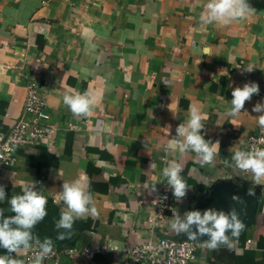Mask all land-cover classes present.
Masks as SVG:
<instances>
[{
	"label": "crops",
	"instance_id": "0c3cea01",
	"mask_svg": "<svg viewBox=\"0 0 264 264\" xmlns=\"http://www.w3.org/2000/svg\"><path fill=\"white\" fill-rule=\"evenodd\" d=\"M206 2L0 0V139L20 117L29 118L22 110L31 83L53 129L45 142L18 146L16 162L0 170L7 195L0 209L14 215L9 199L26 184L47 197V216L32 231L41 241L52 239L57 256L43 264H150L126 250L177 235L172 213L152 231L146 222L160 173L173 159L189 185L182 202L171 193L181 216L209 196L214 205L226 193L251 192L258 200L254 223L233 238L235 248L199 247L194 264H264V185L231 165L233 152L245 151L258 126L253 106L264 100V0H248L255 11L229 26L200 24ZM85 28L94 51L87 49ZM249 66L254 70L244 71ZM246 82L258 83L259 95L233 118L227 115L231 92ZM85 91L97 95V107L88 118L74 117L63 94ZM189 106L204 116L205 139L220 145L205 167L195 153L164 151L188 120ZM76 179L90 185L99 218L77 219L71 235L59 240L64 204L58 194L64 181ZM102 246L107 250L89 260L67 252ZM26 252L11 255L21 259Z\"/></svg>",
	"mask_w": 264,
	"mask_h": 264
},
{
	"label": "clouds",
	"instance_id": "9594fccd",
	"mask_svg": "<svg viewBox=\"0 0 264 264\" xmlns=\"http://www.w3.org/2000/svg\"><path fill=\"white\" fill-rule=\"evenodd\" d=\"M254 11L248 0H207L200 13L199 22L202 26H229L233 22L246 19ZM90 31L88 28L84 29L86 45L89 51H94L95 45L87 38V33ZM243 69L246 72L254 70L251 66ZM259 92V84L256 82H246L242 87L233 88L227 115L233 118L238 116L244 109L245 103L250 102L254 95H259ZM97 102V95L91 91L63 94V104L77 118L90 117L97 107ZM252 111L259 114L257 124L264 131V100L257 102ZM204 127V116L197 108L189 106L188 120L178 125L177 135L168 140L164 151L178 152L180 155L195 153L201 167L212 164L220 150V145L218 141L214 143L205 139L202 134ZM231 165L249 174L255 184L264 185V148L253 147L247 151H234ZM183 171L184 166L176 159L168 161L162 170V176L166 179L167 186L178 203L183 201L189 189V185L181 175ZM155 190L153 185L152 191ZM6 197L5 187L0 185V202ZM232 199L241 203L235 195ZM59 201L64 204L60 218L56 222L59 240H64L71 235L77 219L99 218V210L90 185L80 179L63 182L62 190L58 194ZM47 203V197L37 191L34 184H26L22 187V194L12 195L9 199L10 211L14 215L5 216L3 209H0V248L7 252L5 255H0V264H24L23 260L14 258L11 254H19L33 248H35V254L30 264H43V261L53 254L52 239L45 238L41 241L38 236L33 235L32 231L47 216ZM194 227L196 230H193ZM170 228L178 235L186 234L188 240L196 241L200 240V237L207 236L208 239L203 240V244L209 250L220 247L233 250L235 248L233 238L238 239L245 224L234 207L228 212L212 208L204 210L203 213L199 210H190L184 212L183 216L178 209L174 208L170 218ZM60 229L64 231L61 232Z\"/></svg>",
	"mask_w": 264,
	"mask_h": 264
},
{
	"label": "built area",
	"instance_id": "2783aa9c",
	"mask_svg": "<svg viewBox=\"0 0 264 264\" xmlns=\"http://www.w3.org/2000/svg\"><path fill=\"white\" fill-rule=\"evenodd\" d=\"M22 113L28 114L29 118L20 117L16 120L10 132L0 139V170L12 166L16 162L15 149L18 146L30 147L47 141L52 133V127L47 124L49 114L45 110L43 99L38 95L33 83L28 85V92L24 102ZM253 147L264 148V131L257 126L256 131L249 134L246 139V149ZM165 158H162L164 163ZM172 191L168 188L167 182L160 173L156 195L150 202L151 213L147 217V225L150 231L161 225L167 217L166 213L174 211ZM249 243V242H248ZM199 247H205L203 242L172 241L166 238H148L141 244L130 247L126 253L134 261H144L150 264H194L195 251ZM107 247L102 246L97 251L87 250L76 252L68 250L69 254H76L78 257L89 260L98 252L106 251ZM35 248L27 251L21 260L24 264H30L34 257ZM57 256L55 250L45 260H54Z\"/></svg>",
	"mask_w": 264,
	"mask_h": 264
},
{
	"label": "water",
	"instance_id": "95a60500",
	"mask_svg": "<svg viewBox=\"0 0 264 264\" xmlns=\"http://www.w3.org/2000/svg\"><path fill=\"white\" fill-rule=\"evenodd\" d=\"M234 196V195H233ZM229 193H226L224 197L220 201L221 203L213 204V197L209 196V199H204L196 201L194 205L192 206L191 210H199L201 213H203L204 210L212 208L215 210H222L225 212L230 211L231 208H235L236 211L239 213L240 219L244 222L245 228L251 226L254 223L255 216H256V210H257V199H252V195H249L248 193H242L241 196L236 195L238 199L241 201V203H237L232 199L233 197ZM166 215H170L169 212L166 213ZM193 230H196L195 227ZM230 234V233H229ZM161 238H166L168 240L172 241H192V242H203V240L208 239L207 236L200 237V240H188L186 234H177L176 236H170L168 234H164L161 236Z\"/></svg>",
	"mask_w": 264,
	"mask_h": 264
}]
</instances>
